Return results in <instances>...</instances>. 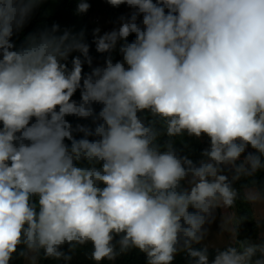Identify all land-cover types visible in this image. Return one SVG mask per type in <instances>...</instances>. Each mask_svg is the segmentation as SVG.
Wrapping results in <instances>:
<instances>
[{
  "label": "clouds",
  "instance_id": "1",
  "mask_svg": "<svg viewBox=\"0 0 264 264\" xmlns=\"http://www.w3.org/2000/svg\"><path fill=\"white\" fill-rule=\"evenodd\" d=\"M41 3L0 0V264L20 246L67 264L89 243L96 264L132 248L147 264L181 251L191 264H264V242L236 239L245 216L224 215L231 240L211 261L193 246L215 209L235 207L232 181L264 168V0H106L132 11L93 30L108 54L96 67L83 29L54 23L16 48L14 32ZM90 7L78 0L76 14ZM185 133L210 139L198 164L173 146ZM243 199L264 204V192L249 187Z\"/></svg>",
  "mask_w": 264,
  "mask_h": 264
},
{
  "label": "trees",
  "instance_id": "2",
  "mask_svg": "<svg viewBox=\"0 0 264 264\" xmlns=\"http://www.w3.org/2000/svg\"><path fill=\"white\" fill-rule=\"evenodd\" d=\"M91 7L89 11L86 14L83 15H77L76 14V6L78 3V0H54V10L52 13L46 12L43 8L38 6L34 12L32 13L29 20L26 22L24 27L19 30L15 31L13 37L11 38L12 42L15 44L16 48L21 47L25 41L26 38L30 34H38L39 32L45 30V29H51V26L55 24H59L61 32L67 28L72 30L74 33L79 32L82 29L85 30V37L86 42L90 45V56L94 59V57L99 56L100 60L104 62L106 56L108 54H100L97 53L95 50V44L93 43V24L91 21V13L93 11V0H88ZM119 7L122 8H129L126 5H121ZM134 35L130 36L129 42H131L134 39ZM73 56L79 55V53H73ZM114 62L117 60H121L122 56L118 53V50L114 53H112ZM71 59V57H70ZM84 72L88 73L91 71L89 66L87 64L84 65ZM74 100L79 101L80 99V93L79 90L74 94L73 96ZM96 112L98 113L101 105H93ZM66 119L75 127L77 124L86 125L89 127H93L91 119H80L76 118L74 116H68ZM74 136L76 139L83 138V133H74ZM88 139L92 140L95 139V137H88ZM166 136H161L159 139V143L164 144L167 141ZM70 145V141H65ZM173 146L175 150L177 151L178 155L180 156H187L189 159H191L194 163H199V161L203 158L202 152L210 147V139L206 135H202L200 138H196L195 136H188L186 133L179 137L173 138ZM249 152H255L254 149L251 148V146H248V148L245 150V153L242 154L241 160H243L244 156H246ZM239 163V161L237 162ZM262 163H264V157H262ZM223 168L222 174H225L228 176L229 181H232V176L235 174L234 169H231L230 166H221ZM257 187L260 191L264 192V168L259 169L253 176L251 177H244L242 176L240 179L236 181H232V186L235 188L239 195H238V202L241 206V215H245V217H248L247 219H244L241 224L238 226V233H237V240H251L254 238H259V226L254 222L250 220V212L247 205H245V200H243L242 193L245 188L251 187V186ZM190 211H194L193 209H189ZM261 226L264 230V217L261 220ZM118 239V237H116ZM262 242H264V235L259 238ZM195 248L200 249L203 248L204 245L197 244L193 245ZM218 247L220 250H224L226 247ZM23 246H20L17 249V253H15L10 261V264H28L25 260V256H21L19 253L23 251ZM62 251L68 252V246L64 245L61 248ZM78 251H75L74 253H71L72 259L67 262V264H96V262L92 259H90V253L92 251V245L86 244L84 246H78ZM209 250V261L214 259L216 254V247H208ZM39 264H65V261L57 260L54 258L46 257L44 255V250L41 249L39 254ZM258 258V257H257ZM99 264H147V257L145 253L140 252L136 248H132L126 253H122L119 256H117L114 260L109 261L107 259L99 262ZM172 264H191V258L187 255L186 252H178L174 260L172 261Z\"/></svg>",
  "mask_w": 264,
  "mask_h": 264
},
{
  "label": "rangeland",
  "instance_id": "3",
  "mask_svg": "<svg viewBox=\"0 0 264 264\" xmlns=\"http://www.w3.org/2000/svg\"><path fill=\"white\" fill-rule=\"evenodd\" d=\"M39 6L43 8L46 12L52 13L54 10V0H42V3ZM131 11L132 9L130 8H114L108 3H106V0H93V11L91 13V21L94 29L99 27L101 30L100 34H103L104 32L111 31L113 28H117L119 26V17L129 16ZM96 18H98L99 21H96ZM103 64L104 62L100 60L99 56L94 57L92 67L103 66ZM184 186L187 187L186 182ZM251 187L255 186L253 185ZM245 190L246 188L244 189V191ZM244 191L242 193V196L244 194ZM238 201L239 200L237 199L236 205L232 209H215V218L210 224L206 223L204 225V228L207 229V234L201 242L202 245L216 248L228 245L231 240V237L229 233L222 231L221 223L224 215L225 218H227L228 216L233 217L232 224H235L241 216H245L241 215V206ZM245 205H247V207L249 208L248 210L250 212V220L254 221L259 226L260 238L264 235V230L261 226V220L264 217V209L259 204L253 206L247 201H245ZM259 238H254L249 241L252 243H261V241H259ZM75 251L78 250L76 249ZM25 260L28 264H39L38 254L29 253L27 256H25Z\"/></svg>",
  "mask_w": 264,
  "mask_h": 264
},
{
  "label": "crops",
  "instance_id": "4",
  "mask_svg": "<svg viewBox=\"0 0 264 264\" xmlns=\"http://www.w3.org/2000/svg\"><path fill=\"white\" fill-rule=\"evenodd\" d=\"M259 205H261V206H262V208L264 209V204H259Z\"/></svg>",
  "mask_w": 264,
  "mask_h": 264
},
{
  "label": "built area",
  "instance_id": "5",
  "mask_svg": "<svg viewBox=\"0 0 264 264\" xmlns=\"http://www.w3.org/2000/svg\"><path fill=\"white\" fill-rule=\"evenodd\" d=\"M95 20H96V21H99V19H98V18H96Z\"/></svg>",
  "mask_w": 264,
  "mask_h": 264
}]
</instances>
